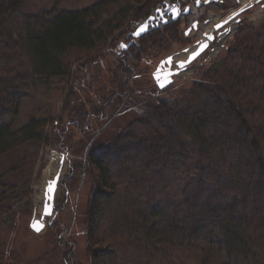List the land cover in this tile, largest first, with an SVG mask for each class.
<instances>
[{
  "label": "trees",
  "instance_id": "trees-1",
  "mask_svg": "<svg viewBox=\"0 0 264 264\" xmlns=\"http://www.w3.org/2000/svg\"><path fill=\"white\" fill-rule=\"evenodd\" d=\"M64 1L0 0V264H81L60 221L45 250L25 256L13 246L33 212L27 168L42 146L66 149L71 128L85 132L93 117L139 103L140 116L70 168L92 181L81 231L87 264H188L185 252L198 253V264H264V21L237 25L194 79L160 90L154 60L188 41L185 17L135 38L133 26L165 0L75 9ZM182 2L169 4L183 10ZM64 80L59 133L44 117L14 125L28 98Z\"/></svg>",
  "mask_w": 264,
  "mask_h": 264
},
{
  "label": "rangeland",
  "instance_id": "rangeland-1",
  "mask_svg": "<svg viewBox=\"0 0 264 264\" xmlns=\"http://www.w3.org/2000/svg\"><path fill=\"white\" fill-rule=\"evenodd\" d=\"M96 1L98 0H65L61 5L67 9H75L88 6ZM182 1V3H185L188 7L193 4L195 5V0ZM261 1L262 2L258 4L256 3L235 15L233 19H235V21L239 19L237 25L241 23L255 25L264 21V0ZM200 2L201 5L198 7L204 9V14L199 19L200 30L211 25V19L216 18L217 22H213V25L210 28L220 26L217 29L224 31L226 27L231 24L227 23V25L224 23L228 16L233 15L231 9L239 10L240 7L243 6L241 0H200ZM181 18L184 19L183 15H181ZM186 23L187 20H185V24L182 26L183 30L187 27ZM221 23L222 25H220ZM133 27L134 29L136 28L135 26ZM235 28L233 31L231 30L229 34L224 36L222 46L218 47L219 41L215 40L211 47L203 52L200 57L191 64L189 70L175 78L173 83H175L176 86L180 84L186 85L194 79L199 68L207 65L211 59L216 58L222 51L225 44L233 36L236 30ZM187 38L188 41L183 46H180L178 43L174 44L172 47L173 49L170 52L156 58L154 62L159 63L161 59L163 60L168 55L181 51L187 46H192L197 41L196 35H188ZM213 48H217L215 55L211 51ZM104 67L106 68V65H104ZM69 83V80L55 81L54 86L57 90H52L42 95L37 94L28 98L21 106L14 125L20 126L31 117H44L55 119L54 124L58 127L57 129L52 128V130L49 127L47 128V131H51L52 134L59 133V131L65 127L67 120L66 112L64 113L63 111V102L66 95L65 90ZM144 83L146 85H152L150 76H145ZM141 104L144 103L136 104L132 113L130 109L120 112L113 111V113H110L111 109H109L107 110L109 114L107 113L106 118L99 119L93 117L91 120V127L85 132L80 133L78 130L71 128L72 136L70 134L66 135V140H64L66 149L64 150L60 149L56 144L42 146L40 148L35 163L32 167L29 166L27 168L31 171L28 191L30 194L29 199L33 206V212L31 215L22 218L17 225V234L13 238L14 247H25V256L34 254L37 250H45V242L43 238H45L48 228L52 223L60 221L63 223V225H61L63 228V239L69 241L74 238L76 239L78 244V248H76L77 258L80 260L81 264H87V261H85L86 254L84 253L85 243L81 231L83 230L84 213L92 181L86 172L82 175L77 172L69 173L70 168L72 167V164L82 165L86 155L96 144H103L111 140L117 133V127L124 125L133 117L135 118L136 115L140 116V114L147 109L145 108V105ZM50 150L55 152L57 162H59L62 155H65L62 163L64 169L58 181L57 194L53 202L52 212L50 215H43V213L37 209L34 198L35 195L40 193L43 189L45 183V170L47 167V153ZM26 154L28 155V153ZM1 172L2 170L0 169V173ZM38 223L41 224L39 231L33 229L34 225ZM184 256L188 264H198V253L185 252Z\"/></svg>",
  "mask_w": 264,
  "mask_h": 264
},
{
  "label": "water",
  "instance_id": "water-1",
  "mask_svg": "<svg viewBox=\"0 0 264 264\" xmlns=\"http://www.w3.org/2000/svg\"><path fill=\"white\" fill-rule=\"evenodd\" d=\"M201 2L200 0H195V6H200ZM189 7L186 6L182 10L181 7L176 4L170 5L169 0L164 1L163 8H158L151 16H149L146 20L141 21L134 31L132 32V36L135 38H138L143 33L147 32L149 29L154 28L159 25V21L162 23H165L167 21V17H171L172 20H176L178 18H181V15L186 16L188 14ZM239 14V13H238ZM237 15V14H236ZM235 15L233 14L231 17L233 18ZM226 19L224 23H229V21L232 19ZM232 21V20H231ZM230 21V22H231ZM239 22V19L234 21L235 27H237V24ZM226 23V24H227ZM222 25V23L220 24ZM220 26L215 27L216 30ZM143 29V30H142ZM194 30H199V23L196 22L193 24L192 27H187L185 29L184 34L189 35V33ZM215 30V31H216ZM215 31H211L208 33H202L200 36L199 34L196 35L197 41L192 46H187L181 51H178L174 54L168 55L163 60H161L158 65L155 67L154 71L152 72L151 76L154 80L155 85L158 87V89L163 90L168 85L174 82L175 78L179 77L181 74L185 73L189 70L191 64L200 57V55L207 51L211 45L214 43L215 40H218V35H215ZM225 31V30H224ZM223 43L220 45L222 46ZM177 56V58H175ZM183 57V58H181ZM157 77H159V82L157 81ZM163 83L164 87H160V84ZM65 155H62L61 157V165L63 163V157ZM63 166V165H62ZM54 184V183H53ZM51 187V191L49 190ZM54 191L55 187L52 185H49L47 187V193L50 194V203L46 204L42 213L43 215H50L53 209V202H54ZM41 226L40 223L36 224ZM33 229L36 230L35 227Z\"/></svg>",
  "mask_w": 264,
  "mask_h": 264
},
{
  "label": "bare ground",
  "instance_id": "bare-ground-1",
  "mask_svg": "<svg viewBox=\"0 0 264 264\" xmlns=\"http://www.w3.org/2000/svg\"><path fill=\"white\" fill-rule=\"evenodd\" d=\"M241 2L243 3V6L240 7L239 10L231 9V12L234 15H236V14L242 12L243 10H245L246 8H249L252 5H254L256 3L258 4V3L262 2V1L261 0H241ZM229 18H232V17L231 16H228L227 19H229ZM231 20H230L231 22L229 21V23H231V24H229V23H228L229 25L227 24L228 26L226 27L225 31H220V30L215 31L216 30L215 27H213V28H210V27L213 25V22L215 23V22H217V20H216V18H212L211 19V25L206 26L205 28H203L201 30L199 28L198 31H194L193 30L194 32H191L190 35L192 36V35L199 34L201 36L202 33H204L203 31H206V32L207 31H209V32L215 31V33H214L215 35H217L220 32L219 35H218V41H219L218 47H220V45L224 41L225 34L226 33H230L231 30L233 31L234 28H235V25H234L235 19L232 18ZM209 29H211V30H209ZM216 49L217 48H213L211 50L214 55L217 52ZM175 58H177V56ZM181 58H183V57H181ZM53 150H50L47 153V167H46V170H45V176H44L45 183L43 185V189H42V191L40 193H37L35 195V198H34L35 205H36L37 209L41 213H42L45 205L47 203L49 204L50 203V200L52 199V198H50V194L47 193V187L49 185H52V186L55 187V191H54V195H53V198L55 199L56 194H57L58 181H59V179H60V177L62 175L63 169H64L63 166L60 164V159L61 158L59 159V162H57V158H56L55 152Z\"/></svg>",
  "mask_w": 264,
  "mask_h": 264
},
{
  "label": "built area",
  "instance_id": "built-area-1",
  "mask_svg": "<svg viewBox=\"0 0 264 264\" xmlns=\"http://www.w3.org/2000/svg\"><path fill=\"white\" fill-rule=\"evenodd\" d=\"M203 14H204V9L196 7L194 4L191 5L189 7L188 15L186 17L187 20L186 26L192 27L194 23L199 22V19L203 16Z\"/></svg>",
  "mask_w": 264,
  "mask_h": 264
},
{
  "label": "snow or ice",
  "instance_id": "snow-or-ice-1",
  "mask_svg": "<svg viewBox=\"0 0 264 264\" xmlns=\"http://www.w3.org/2000/svg\"><path fill=\"white\" fill-rule=\"evenodd\" d=\"M226 23H227V21H226ZM142 30H143V29H142ZM159 79H160V78H159V77H157V81H158V82H159ZM160 87H164V84H163V83H161V84H160ZM49 190H50V191L52 190V189H51V187H50V189H49ZM34 227L36 228V230H37V231H39V229H40V226H39V225H34Z\"/></svg>",
  "mask_w": 264,
  "mask_h": 264
}]
</instances>
